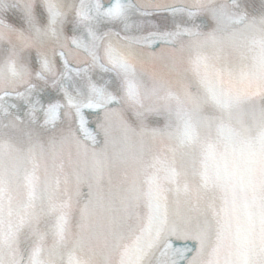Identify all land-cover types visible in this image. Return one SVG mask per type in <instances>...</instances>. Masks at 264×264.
<instances>
[{
    "label": "snow or ice",
    "instance_id": "snow-or-ice-1",
    "mask_svg": "<svg viewBox=\"0 0 264 264\" xmlns=\"http://www.w3.org/2000/svg\"><path fill=\"white\" fill-rule=\"evenodd\" d=\"M0 264H264V0H0Z\"/></svg>",
    "mask_w": 264,
    "mask_h": 264
}]
</instances>
